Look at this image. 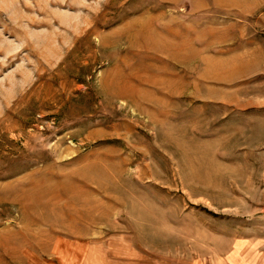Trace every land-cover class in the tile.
<instances>
[{
    "label": "rangeland",
    "instance_id": "374dc122",
    "mask_svg": "<svg viewBox=\"0 0 264 264\" xmlns=\"http://www.w3.org/2000/svg\"><path fill=\"white\" fill-rule=\"evenodd\" d=\"M237 239L264 249V0H0V264Z\"/></svg>",
    "mask_w": 264,
    "mask_h": 264
},
{
    "label": "crops",
    "instance_id": "0c3cea01",
    "mask_svg": "<svg viewBox=\"0 0 264 264\" xmlns=\"http://www.w3.org/2000/svg\"><path fill=\"white\" fill-rule=\"evenodd\" d=\"M237 243L238 250L227 256V264H264V249L261 250V241L237 239Z\"/></svg>",
    "mask_w": 264,
    "mask_h": 264
}]
</instances>
